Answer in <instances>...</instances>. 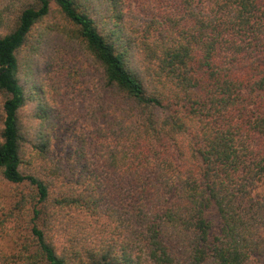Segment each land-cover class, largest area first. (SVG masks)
Returning <instances> with one entry per match:
<instances>
[{
    "label": "trees",
    "instance_id": "trees-1",
    "mask_svg": "<svg viewBox=\"0 0 264 264\" xmlns=\"http://www.w3.org/2000/svg\"><path fill=\"white\" fill-rule=\"evenodd\" d=\"M137 1L33 0L0 31V176L35 190L14 264H264V0ZM52 4L104 88L73 173L31 166L52 138L19 114L18 52Z\"/></svg>",
    "mask_w": 264,
    "mask_h": 264
},
{
    "label": "rangeland",
    "instance_id": "rangeland-1",
    "mask_svg": "<svg viewBox=\"0 0 264 264\" xmlns=\"http://www.w3.org/2000/svg\"><path fill=\"white\" fill-rule=\"evenodd\" d=\"M32 1L0 0V31L7 30L20 10ZM124 1L126 9L132 10L139 3L137 0ZM129 2L130 5H127ZM127 20L135 26L140 19L127 16ZM71 27L52 4L49 14L34 26L32 35L18 52L20 78L26 94L25 104L19 113L22 132L31 138L42 130L52 138L48 154L52 156V161L41 160L29 143L26 148L30 153L26 158L31 160V166L43 167L48 166V162H60L69 173H73L71 169L76 170V166L70 162L73 157L68 159L74 153L76 132H92L95 128L92 107L96 108L95 104L104 89L100 67L80 39L74 37ZM36 46L38 49H35ZM91 118L94 121L89 127ZM31 166L23 165V168L27 171ZM262 190L264 183L258 189ZM55 193L56 189L53 188L52 195ZM33 194L35 190L28 183L14 184L0 176V264L21 262L23 248L32 242L30 218L33 215ZM70 213L66 210L59 216H63L66 222ZM84 224L82 217L77 216L73 223L64 225L67 228L65 233L81 232ZM95 235L89 237L90 242L94 241ZM60 236L64 238V235Z\"/></svg>",
    "mask_w": 264,
    "mask_h": 264
}]
</instances>
